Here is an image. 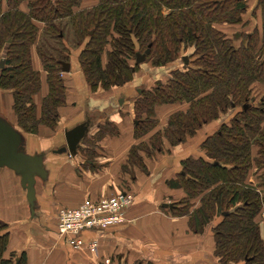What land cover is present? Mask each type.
<instances>
[{
    "label": "trees",
    "instance_id": "trees-1",
    "mask_svg": "<svg viewBox=\"0 0 264 264\" xmlns=\"http://www.w3.org/2000/svg\"><path fill=\"white\" fill-rule=\"evenodd\" d=\"M83 1L0 0V90L12 95L18 129L34 135L41 125L57 126L68 94L61 65L69 63L71 50L64 44L67 55L57 58L40 40L44 35L62 40L63 21L73 31L78 69L91 92L129 83L142 65L135 62L137 54L148 51L143 63L159 68L190 50L183 68L134 99L135 136L156 126L157 106L186 103L187 109L170 114L150 137V148L133 147L129 159L142 165L137 150H159L163 139L180 145L232 110L231 119L202 141L204 157L182 161L179 182L186 197L171 213L189 216L195 232L219 219L213 227L219 264H264L258 224L264 208V34L235 28L244 0H96L82 6ZM34 53L43 77L34 68ZM250 171L258 175L256 185L246 183ZM198 197L199 207L190 212ZM5 227L0 221V231ZM7 240L0 235V264H15L14 255L3 258ZM17 259L25 263L24 255Z\"/></svg>",
    "mask_w": 264,
    "mask_h": 264
},
{
    "label": "crops",
    "instance_id": "crops-1",
    "mask_svg": "<svg viewBox=\"0 0 264 264\" xmlns=\"http://www.w3.org/2000/svg\"><path fill=\"white\" fill-rule=\"evenodd\" d=\"M244 2L245 10L235 28L245 33L257 30L261 36L264 34V0ZM94 3L96 0H84L82 6ZM19 8L25 10L24 5ZM221 29L227 31L228 27L223 25ZM33 65L43 77L35 53ZM144 65H140L129 83L91 92L81 76L78 62L70 64L63 79L66 76L71 84L69 80L73 76L83 97L77 103L67 84L66 104L58 109L57 126L50 129L41 125L34 135L18 129L12 111V95L0 90V116L22 134V149L26 154L44 155L45 169L44 178H35L34 201L30 207L20 177L10 169L0 168V221L6 225L0 235L7 234L8 239L3 258L14 255L17 259L24 255V264H219L214 256L213 239V227L219 219L214 218L195 232L189 225V216H176L171 210L186 197L179 182L182 161L188 157H204L202 141L221 124L212 121L175 147L163 139L159 150L150 149L146 153L139 149L137 156L142 165L131 162L129 153L133 147L143 144L150 148V137L166 126L170 114L188 107L186 103L157 106L156 126L136 137L134 99L145 90L147 81L163 82L171 72H165L164 67ZM145 73L149 77L139 84L137 79ZM45 93L43 83L35 98L38 108ZM83 123H88V131L76 154L71 156L61 151L66 147L65 133ZM246 183L256 185L258 175L250 171ZM118 193L132 197L123 223L80 232L77 236L82 242L80 246H75L70 238L59 236L56 229L59 209L74 208L85 201L98 202ZM199 199L191 201L190 212L199 207ZM263 211L264 208L258 224L264 242Z\"/></svg>",
    "mask_w": 264,
    "mask_h": 264
},
{
    "label": "water",
    "instance_id": "water-1",
    "mask_svg": "<svg viewBox=\"0 0 264 264\" xmlns=\"http://www.w3.org/2000/svg\"><path fill=\"white\" fill-rule=\"evenodd\" d=\"M235 38L238 34L234 35ZM137 54L135 62L141 64L145 60V55ZM182 60L185 64L188 63L186 57ZM62 72L66 73L70 70L69 63H62ZM4 67V60L0 59V69ZM88 131V123L77 125L73 129L65 133L66 147L61 151L68 152L71 156L76 154L80 141L84 138ZM24 144V138L22 134L14 128L12 125L7 123L5 120L0 118V168H7L12 170L17 176L20 177V185L26 191V197L30 207L34 201V183L35 178H44L45 169L43 165V154L39 155H28L26 154L22 146ZM163 207H169L163 205ZM18 259L15 260V264L18 263Z\"/></svg>",
    "mask_w": 264,
    "mask_h": 264
},
{
    "label": "built area",
    "instance_id": "built-area-1",
    "mask_svg": "<svg viewBox=\"0 0 264 264\" xmlns=\"http://www.w3.org/2000/svg\"><path fill=\"white\" fill-rule=\"evenodd\" d=\"M131 200L129 194L118 193L98 202L85 201L74 208H61L56 218L57 233L59 236L70 238L75 246H80L82 242L77 239L80 232L123 223L125 210L130 206ZM262 218L264 220V211Z\"/></svg>",
    "mask_w": 264,
    "mask_h": 264
},
{
    "label": "rangeland",
    "instance_id": "rangeland-1",
    "mask_svg": "<svg viewBox=\"0 0 264 264\" xmlns=\"http://www.w3.org/2000/svg\"><path fill=\"white\" fill-rule=\"evenodd\" d=\"M61 28H62V38H63L62 40L58 39L57 37H52L50 35H44V36L41 37L40 45H43L42 48L44 50H46L47 52H50L51 54H53L55 57L64 58L67 55V50L65 48H63V46H64V44L65 45L67 44L69 46V49L70 50L73 49L72 51H74V52L70 51V56H69L70 64L74 65L75 61L78 60L79 49L76 47V40H75V37L73 35V31H72L68 21H63L62 24H61ZM190 52H191L190 50H188L186 52H182L181 53L182 56H180V58L178 60H176L175 62H173V63H171V64H169L167 66H165L163 70L165 72H168V71H172V70H176V69H181V67L183 68L184 67V61L182 60V58L186 57V59L188 60V56L187 55H189ZM180 64H181V66H180ZM144 66H145L144 63H142L141 67H144ZM72 72H73V74L75 76L74 71H72ZM148 77L149 76H147V74H146L144 77L138 78L137 81L139 82V84L140 83L142 84V83H144L146 81V79ZM72 78L69 80V82H71V84L70 83L68 84L66 76L64 77V79H65L64 81H65L66 84L70 85V89L73 90L72 93L74 95L75 101L78 103L80 101L79 98L81 99L83 97V94L78 91L79 89H77V84L74 82V77L72 76ZM138 82H137V84H138ZM147 82L148 83L144 87L145 90L152 89L160 81H157V82H154V83L153 82H149V81H147ZM137 92H139V90H137ZM259 97H261V96H259ZM232 115H233V111L232 110H228L227 112L222 114L215 121L220 122V124L226 123V122H228L231 119ZM0 118L5 120L1 116H0ZM213 124H216V123H213Z\"/></svg>",
    "mask_w": 264,
    "mask_h": 264
}]
</instances>
